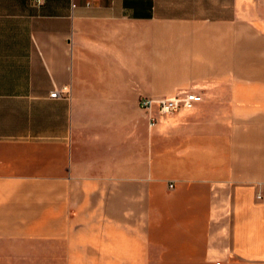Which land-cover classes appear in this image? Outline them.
Instances as JSON below:
<instances>
[{
	"label": "crops",
	"instance_id": "1",
	"mask_svg": "<svg viewBox=\"0 0 264 264\" xmlns=\"http://www.w3.org/2000/svg\"><path fill=\"white\" fill-rule=\"evenodd\" d=\"M8 256L264 264V0H0Z\"/></svg>",
	"mask_w": 264,
	"mask_h": 264
},
{
	"label": "built area",
	"instance_id": "2",
	"mask_svg": "<svg viewBox=\"0 0 264 264\" xmlns=\"http://www.w3.org/2000/svg\"><path fill=\"white\" fill-rule=\"evenodd\" d=\"M42 3V0H35ZM91 4V2H88ZM70 89L68 87L55 88L50 93V98L58 99L68 97ZM202 101V96L195 92H186L172 97L156 98L142 96L139 99L140 107L149 116L150 126L157 125L159 117L170 116L181 109H192L198 102ZM173 187V184L170 185Z\"/></svg>",
	"mask_w": 264,
	"mask_h": 264
},
{
	"label": "rangeland",
	"instance_id": "3",
	"mask_svg": "<svg viewBox=\"0 0 264 264\" xmlns=\"http://www.w3.org/2000/svg\"><path fill=\"white\" fill-rule=\"evenodd\" d=\"M8 264H16V259L13 256H8Z\"/></svg>",
	"mask_w": 264,
	"mask_h": 264
}]
</instances>
